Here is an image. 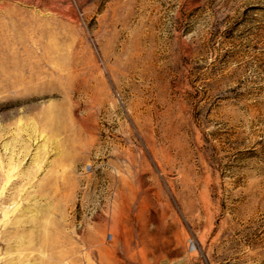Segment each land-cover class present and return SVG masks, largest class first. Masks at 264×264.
<instances>
[{
  "label": "rangeland",
  "instance_id": "rangeland-1",
  "mask_svg": "<svg viewBox=\"0 0 264 264\" xmlns=\"http://www.w3.org/2000/svg\"><path fill=\"white\" fill-rule=\"evenodd\" d=\"M0 264H264V0H0Z\"/></svg>",
  "mask_w": 264,
  "mask_h": 264
}]
</instances>
